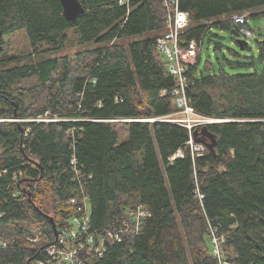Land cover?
I'll list each match as a JSON object with an SVG mask.
<instances>
[{
	"label": "trees",
	"instance_id": "obj_1",
	"mask_svg": "<svg viewBox=\"0 0 264 264\" xmlns=\"http://www.w3.org/2000/svg\"><path fill=\"white\" fill-rule=\"evenodd\" d=\"M79 1L85 12L69 21L60 0H0V264H61L48 247L85 196L89 232L130 225L101 255L80 251L82 264H264V37L249 23L264 17V0H178L190 17L181 38L207 39L216 55L203 64L201 50L187 66L190 106L218 119L191 131L150 121L179 111L158 48L165 1ZM234 14H247L253 34L244 50ZM18 31L27 63L7 54L5 36ZM27 79L37 81L30 97L42 93L35 111L19 86ZM203 126L216 154L188 143ZM138 206L148 215L135 230L128 211Z\"/></svg>",
	"mask_w": 264,
	"mask_h": 264
},
{
	"label": "built area",
	"instance_id": "obj_2",
	"mask_svg": "<svg viewBox=\"0 0 264 264\" xmlns=\"http://www.w3.org/2000/svg\"><path fill=\"white\" fill-rule=\"evenodd\" d=\"M164 1L167 7L166 22L168 30L165 35L159 38L158 48L165 56L169 72L175 76L177 80L178 87L173 92L175 95L174 101L179 108L178 114L185 117L175 118L172 116L157 119L153 118L150 119V121L177 122L184 124L191 131L194 126L212 122L209 118L196 114L193 107L190 106L189 99L186 95V88L188 85L186 76L187 66L188 64L196 62L197 55L201 51L203 43H199L197 40L186 42L181 38L183 31L188 27L190 22L189 12L180 9L178 0ZM232 20L234 24L239 27L238 32H240L241 37H253L252 31L243 27V25L248 22L246 15L234 14ZM191 117L192 119H190ZM37 120L47 121L57 119L44 117ZM188 143L193 153H197L198 155H201L206 149V146L195 141L193 136H191ZM181 155V151L176 154V156ZM73 162L75 163V160ZM77 175H79V173H77ZM71 202L77 204L75 199ZM90 211L89 198L85 196L82 205L79 206L78 212L74 216V220L78 223L77 229L74 231L63 228L61 235H59L58 243L51 244L48 247L47 252L51 255L53 260H58L61 264H82L80 251H92L94 249L97 254L101 255L107 247V242L114 243L122 241V232L128 230L130 225L129 221H125L124 223L127 229L108 230L102 234L89 232ZM128 214L135 230H140L142 219L148 215V213L142 209V206H138L136 209H130ZM217 240L218 239L214 240V253L218 258H221L220 246ZM88 245H90L89 248H87ZM39 264L43 263L39 262ZM221 264L227 263L222 261Z\"/></svg>",
	"mask_w": 264,
	"mask_h": 264
},
{
	"label": "rangeland",
	"instance_id": "obj_3",
	"mask_svg": "<svg viewBox=\"0 0 264 264\" xmlns=\"http://www.w3.org/2000/svg\"><path fill=\"white\" fill-rule=\"evenodd\" d=\"M249 23L251 24V26L254 29H257V31H259L258 33H259L260 37H264V17H257V18L251 17V18H249ZM213 30L216 33L222 34L223 36L227 37L228 39L231 37L226 31H221V30L216 29V28H214ZM242 37H244V36H242ZM248 39H249V43H251V44L254 43V38H248ZM226 42L229 43L228 40H226ZM5 46L7 48V54L9 56H15L20 61H22L23 63H27L30 61L29 55H31L33 51H32V47L30 46L29 40H28L24 31H18V32L13 33L9 36H5ZM78 49L79 48H75L73 51H76ZM201 50H202L201 55H202L203 64L205 63V60L209 57V55L211 57V60L216 61V55H215V52L213 50V47L208 44L207 39L204 41ZM19 86H20V88H22V91L24 93L23 97H24V99H26L27 106L30 109L35 111L34 107L40 101H43L42 93H39V92H36V95L30 97V91H32L34 88H36L33 86H37L36 79L24 80L20 83ZM38 96L40 97V99H36V97H38ZM172 116L175 118H180V116H182V115H179L177 112ZM182 117H185V116H182ZM46 118H48V117H46ZM190 119H192V117ZM210 120H212V122H215L218 119L212 118ZM188 123H189V121H188ZM120 132L122 134L125 133V129L123 126L120 127ZM125 137H127V134L125 136H123L122 139H124ZM122 139H120V141ZM53 205H54V200H53L51 195H48L44 199L45 209L52 212ZM74 216H72V218L69 222L70 228H66L67 230L70 229V230L75 231L77 229L78 223L74 220ZM217 241L220 242L219 240H217Z\"/></svg>",
	"mask_w": 264,
	"mask_h": 264
},
{
	"label": "water",
	"instance_id": "obj_4",
	"mask_svg": "<svg viewBox=\"0 0 264 264\" xmlns=\"http://www.w3.org/2000/svg\"><path fill=\"white\" fill-rule=\"evenodd\" d=\"M60 1L63 6L64 16L69 21H75L79 16H81L85 12L84 7L79 0H60ZM232 34L237 38V43L240 45L241 50H244L245 46L249 44L248 39L241 37L240 32H238L235 29L232 31ZM2 35H3L2 31L0 30V36ZM257 40L258 38H255V41ZM202 133L204 135V138L194 137V140L204 144L207 149H209L212 153L216 154V149H215L217 143L216 135L214 133L209 132L207 126H203ZM47 217L50 219L56 231L55 228L56 223L54 222L53 217L49 215H47Z\"/></svg>",
	"mask_w": 264,
	"mask_h": 264
}]
</instances>
